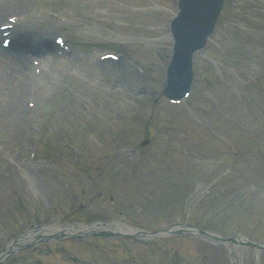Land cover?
<instances>
[{"label": "rangeland", "instance_id": "374dc122", "mask_svg": "<svg viewBox=\"0 0 264 264\" xmlns=\"http://www.w3.org/2000/svg\"><path fill=\"white\" fill-rule=\"evenodd\" d=\"M177 2L20 1L23 20H54L35 25L51 37L34 49L42 82H0V254L42 225L105 237L3 264H264V0H225L190 96L168 102ZM104 224L203 234L123 238Z\"/></svg>", "mask_w": 264, "mask_h": 264}, {"label": "water", "instance_id": "95a60500", "mask_svg": "<svg viewBox=\"0 0 264 264\" xmlns=\"http://www.w3.org/2000/svg\"><path fill=\"white\" fill-rule=\"evenodd\" d=\"M190 2V1H189ZM184 1L182 12L173 22L172 30L176 39L175 59L182 70V84L186 94L190 84L189 60L193 51L203 47L207 36L212 32L222 0H193L190 5Z\"/></svg>", "mask_w": 264, "mask_h": 264}, {"label": "bare ground", "instance_id": "6f19581e", "mask_svg": "<svg viewBox=\"0 0 264 264\" xmlns=\"http://www.w3.org/2000/svg\"><path fill=\"white\" fill-rule=\"evenodd\" d=\"M20 1L21 0H0V26L1 24L5 25L8 27V29L17 27V30L15 32L22 31L25 34V30H23L24 28L19 30V27H26L28 25L29 27L35 28V25L37 24L40 18H43V17L49 18V16L46 15L45 13H34L33 15L30 14L28 24H27L26 20H23L21 18V15L27 13V7L23 6L20 3ZM14 2L18 4V7L16 5H13ZM33 7L34 6H32V8L30 9L32 10ZM12 18L14 19V21L12 20ZM21 23L23 24L20 26ZM35 30L38 31L40 35H37L36 31H34L36 34L33 36L27 35L26 36L27 39L34 38V42H37V41L41 42L49 38L48 34L46 35L40 32L37 28H35ZM15 32H12L14 36H15ZM4 33L5 31L3 32L0 30V37L3 36ZM48 40H50V38ZM11 60H12L11 57L0 54V82L4 81L8 83L11 80V82L14 83L16 80H18L20 83H22L24 80L26 81V83L24 84L27 86L28 89H30L31 84L34 83V81L42 82L41 78H39L37 75L32 73V71L35 69V68H32V65L35 64L34 63L35 61L33 58L28 57L27 59L25 56H23L22 59L19 61L14 60V63H12ZM0 88L2 87L0 86ZM19 88L21 87L19 86L18 89ZM22 94H23L22 90L19 92V94H17L18 100L20 99L19 97H21ZM20 102L21 101H19V103Z\"/></svg>", "mask_w": 264, "mask_h": 264}]
</instances>
